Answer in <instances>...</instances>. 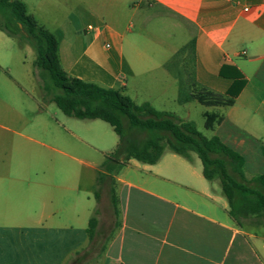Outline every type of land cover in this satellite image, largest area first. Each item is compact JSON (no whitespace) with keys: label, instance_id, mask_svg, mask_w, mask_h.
Segmentation results:
<instances>
[{"label":"crops","instance_id":"0c3cea01","mask_svg":"<svg viewBox=\"0 0 264 264\" xmlns=\"http://www.w3.org/2000/svg\"><path fill=\"white\" fill-rule=\"evenodd\" d=\"M14 1L55 36L68 76L117 90L136 104L185 120L188 114L167 111L166 104L197 103L196 89L225 95L235 77L242 80L233 105L211 112L227 130L224 139L216 137L244 157V167L252 145L262 162L250 171L264 175V0ZM7 107L0 93V264H65L97 240L104 249L88 264H264V231L236 224L194 153L186 159L166 151L152 165L128 160L114 175L112 228L102 237L98 217L90 238L101 194L96 201L80 185L74 166L29 162L32 150L26 153L14 139L10 146L9 134L17 133L2 124ZM60 155L93 172L103 161Z\"/></svg>","mask_w":264,"mask_h":264},{"label":"trees","instance_id":"16d2710c","mask_svg":"<svg viewBox=\"0 0 264 264\" xmlns=\"http://www.w3.org/2000/svg\"><path fill=\"white\" fill-rule=\"evenodd\" d=\"M0 32L19 46H28L33 51V76L43 102L53 103L67 117L103 121L117 136L116 147L104 156L96 170L97 188L93 193L97 201L103 186L108 185L115 216L114 175L130 159L152 165L168 151L186 159L190 153L198 157L203 177L209 182H218L228 205V214L237 225L264 227V175L248 178L244 173L245 159L240 153L216 136L203 137L191 121L173 113L157 111L147 102L136 104L117 90L68 76L59 64L55 36L38 25L26 13L22 3L0 0ZM219 73L223 75V68ZM243 84L235 77L225 95L196 89L191 98L204 107H229ZM203 117L207 130L222 121V116L217 113L205 112ZM96 223L92 216L88 225L90 238ZM103 249L104 245L89 257L85 246L70 256L65 264H88Z\"/></svg>","mask_w":264,"mask_h":264},{"label":"rangeland","instance_id":"374dc122","mask_svg":"<svg viewBox=\"0 0 264 264\" xmlns=\"http://www.w3.org/2000/svg\"><path fill=\"white\" fill-rule=\"evenodd\" d=\"M179 41L176 38V42L173 44L176 45ZM124 56L129 62L130 53L126 43H124ZM178 58L179 56L175 60ZM33 60L34 53L28 46L21 47L13 39L0 33V93L7 98L8 104L7 111L4 113L7 120H3L2 124L17 133L9 134L10 146L11 140L14 139L17 141L16 145L22 146L26 153H29L28 150H32V159L29 162H56L74 166L79 172L78 181L80 185L89 187L94 193L97 188L96 172L76 163V161L69 160L60 153L82 162H100L114 147L117 136L111 127L103 121L78 120L67 117L53 103L43 102L37 80L33 76ZM131 84L133 83L131 82ZM127 91L128 95L134 93L131 87ZM152 91L158 93L159 88L153 87ZM187 93L186 90L184 94L187 96ZM165 109L176 112L182 117L184 113L188 114L185 116V120L193 122L196 130L207 139L212 136L224 139V134H227L225 128L217 125L213 127V130L204 128V112L224 113L222 108L204 107L190 101L184 106L167 103ZM262 136L260 141L264 147V132ZM248 147L250 149L252 145H248ZM249 149L246 151L250 155L244 154L247 160L244 173L248 178L260 174V172H251L250 165L258 166L262 162L260 159L256 160L255 155L251 154ZM257 161L258 164H256ZM100 194L103 201L98 206L97 212L93 214L94 207L91 213L95 219L99 217L104 233L102 237H105L112 228L114 220L111 211H109L112 206L109 201L107 184L103 186ZM102 205H105L108 210H103ZM100 212L103 213V219L98 216ZM254 227L257 228L256 230L264 231L263 226ZM101 243L102 240H97L86 245V250H89V257L95 255Z\"/></svg>","mask_w":264,"mask_h":264}]
</instances>
